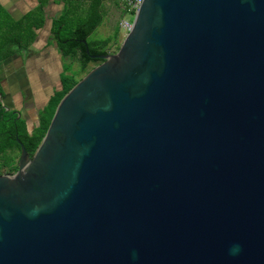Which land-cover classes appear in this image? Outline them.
I'll return each instance as SVG.
<instances>
[{
	"label": "water",
	"instance_id": "obj_1",
	"mask_svg": "<svg viewBox=\"0 0 264 264\" xmlns=\"http://www.w3.org/2000/svg\"><path fill=\"white\" fill-rule=\"evenodd\" d=\"M0 175V264H264V0H142ZM20 114L17 115L19 117Z\"/></svg>",
	"mask_w": 264,
	"mask_h": 264
},
{
	"label": "trees",
	"instance_id": "obj_2",
	"mask_svg": "<svg viewBox=\"0 0 264 264\" xmlns=\"http://www.w3.org/2000/svg\"><path fill=\"white\" fill-rule=\"evenodd\" d=\"M50 1L62 5L61 11L52 18L49 26V33L61 56L78 61L80 71L83 73L90 70L88 67L90 63L98 64L103 61L91 58L86 53L85 44L91 54H106L110 46L116 43L119 23L111 36L93 41L87 40L102 23L101 6L105 0H37L36 6L23 13L18 19L13 18L0 4V69L3 62L15 53H23V50L31 51V45L37 37L36 31L45 25L44 8ZM79 12L84 15L77 21L75 17ZM81 40H85V44ZM68 66L63 63L58 85L51 90L46 103L39 108L33 118L34 121L23 117L19 109L8 106L3 98L4 91L0 83V168L5 166L7 174H13L17 170L16 154L20 152L18 140L32 156L45 135L56 105L78 81L74 75L69 74ZM14 151L17 153L15 154Z\"/></svg>",
	"mask_w": 264,
	"mask_h": 264
},
{
	"label": "crops",
	"instance_id": "obj_3",
	"mask_svg": "<svg viewBox=\"0 0 264 264\" xmlns=\"http://www.w3.org/2000/svg\"><path fill=\"white\" fill-rule=\"evenodd\" d=\"M0 4L13 18L18 19L23 13L35 7L37 0H0ZM61 8V4L53 1H50L48 5L45 6V23L48 25V30L52 18L61 11ZM39 30L40 29L36 31L37 39L31 45V48L38 50L37 53L32 52V54H30L31 51L25 52V50H23V53H15L3 62L0 69V72L1 70L5 72L4 76L0 77L1 87L4 91L3 98H5L9 107L19 109L21 102H23V99H21V89L25 88L28 98H26L25 101L29 107V112L23 117L31 121H34L33 118H35L39 108L46 103L51 94L53 88L49 87L51 85H58V77L64 63V61H62L64 58L58 52L55 41L47 38V35L40 38L38 36ZM38 41H42L43 44H48L49 47H45L42 44V47L44 46L43 48H36ZM53 47H55L54 51L52 49ZM52 51L53 53H50V56H52L53 59L49 61V57L46 58L47 55L45 52L49 53ZM55 58L59 65L56 76L53 75L54 67H52V64L56 66Z\"/></svg>",
	"mask_w": 264,
	"mask_h": 264
},
{
	"label": "rangeland",
	"instance_id": "obj_4",
	"mask_svg": "<svg viewBox=\"0 0 264 264\" xmlns=\"http://www.w3.org/2000/svg\"><path fill=\"white\" fill-rule=\"evenodd\" d=\"M32 1V0H31ZM101 11L103 13V20H102V23L96 28L95 31H93L87 38L88 41H93V40H96V39H101V38H104V37H107V36H111L113 33H114V30H116L118 27V22L119 20L123 17L127 20H132V17L130 15V13L126 10H123L121 8V2L120 0H105L103 2V5L101 6ZM84 15V13H80L79 12V15H77L75 17V20H81L82 16ZM127 34V31L124 30V29H119V33L117 35V39H116V43L115 44H112L109 48V52L108 53H112L114 51H116V48L119 46V44L122 42V40L124 39L125 35ZM42 44L43 42L42 41H38V45L36 46V48H39V47H42ZM45 47H49L48 44H43ZM43 46V47H44ZM42 47V48H43ZM53 51L55 50V47L52 48ZM38 50H36L35 48H31V52L30 54H32V52H36L37 53ZM52 52H45V54L47 55V57H49V61H52L53 57L50 56V53H53ZM64 63L68 66V72L69 74L71 75H74L75 78L77 80H80L86 73H83L80 71V64L78 61L76 60H70L68 58H64ZM55 63H56V66L55 64L53 65L52 64V67H54V73L53 75L56 76V72L58 71V64H57V60L55 58ZM95 65H97V63H90L89 64V69H91L92 67H94ZM5 72L4 70H1L0 72V77L4 76ZM50 77V76H49ZM48 77V78H49ZM51 83V82H50ZM54 88L53 85H51L49 88ZM50 90V89H49ZM28 99V98H27ZM23 116H25V114H22ZM14 153L16 154L17 151H14ZM18 156V157H17ZM16 157L17 159L19 158V153L16 154ZM18 161V160H17ZM2 171H5L6 170V167L5 166H2L0 168Z\"/></svg>",
	"mask_w": 264,
	"mask_h": 264
},
{
	"label": "built area",
	"instance_id": "obj_5",
	"mask_svg": "<svg viewBox=\"0 0 264 264\" xmlns=\"http://www.w3.org/2000/svg\"><path fill=\"white\" fill-rule=\"evenodd\" d=\"M121 2V8L123 10H126L130 13L132 20L134 18V16L136 15V12L139 9V6L141 5L142 0H120ZM132 20H127L125 18H121L119 20V29H124L128 32V30L131 28L132 26Z\"/></svg>",
	"mask_w": 264,
	"mask_h": 264
},
{
	"label": "flooded vegetation",
	"instance_id": "obj_6",
	"mask_svg": "<svg viewBox=\"0 0 264 264\" xmlns=\"http://www.w3.org/2000/svg\"><path fill=\"white\" fill-rule=\"evenodd\" d=\"M46 16V15H45ZM45 35H47V38H50V39H52L53 40V38H52V36L50 35V33H49V30H48V25L45 23V25L43 26V28H41L40 30H39V37L41 38H43ZM36 39H37V37H36ZM21 87H22V85H21ZM54 87H56V86H54ZM22 91H21V93H22V98L21 99H23V102H21V105H20V107H19V110L21 111V113L22 114H25V115H27L28 114V112H29V107H28V105H27V103H26V98H27V91H26V89L24 88V89H21ZM46 94H47V92H46ZM20 153V152H19ZM3 174H5V175H8L7 174V172H6V170L5 171H2V170H0V175H3Z\"/></svg>",
	"mask_w": 264,
	"mask_h": 264
}]
</instances>
